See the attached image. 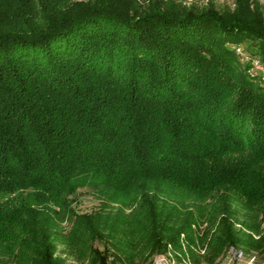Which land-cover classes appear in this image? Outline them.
Returning a JSON list of instances; mask_svg holds the SVG:
<instances>
[{
    "label": "trees",
    "instance_id": "1",
    "mask_svg": "<svg viewBox=\"0 0 264 264\" xmlns=\"http://www.w3.org/2000/svg\"><path fill=\"white\" fill-rule=\"evenodd\" d=\"M245 41L264 48L257 0H0V264H62L66 216L90 264L108 262L95 239L154 256L204 222L209 252L241 244L235 203L264 219V86L231 47ZM84 186L121 210L74 214Z\"/></svg>",
    "mask_w": 264,
    "mask_h": 264
},
{
    "label": "rangeland",
    "instance_id": "2",
    "mask_svg": "<svg viewBox=\"0 0 264 264\" xmlns=\"http://www.w3.org/2000/svg\"><path fill=\"white\" fill-rule=\"evenodd\" d=\"M184 7H197L206 9L214 6L218 10H234L236 0H177ZM264 13V0H257ZM235 50L239 62L244 67H249L254 75L253 60L264 56V48L261 42L245 41L231 46ZM259 84L263 87L261 81ZM70 209L76 215H92L95 213L113 214L121 210L118 205H105L97 192L90 186L80 188L70 197ZM235 227L241 236L242 243L237 247H228L220 255L209 252L200 241L207 234L214 233L217 226L206 222L195 228L194 242L185 241L182 237V248L175 249L170 246L164 254L154 256L140 255L139 253L123 255L117 251L111 242L106 239H95L93 246L102 254L108 255L107 264H264V219L253 213H248L241 204L235 203ZM130 211H127L129 213ZM75 219L64 217L58 219V225L54 230V243L56 245V257L62 264H90L84 258H79L70 244L69 236L74 228ZM257 231H250L249 227H257ZM12 264V263H11ZM99 264V263H98Z\"/></svg>",
    "mask_w": 264,
    "mask_h": 264
},
{
    "label": "built area",
    "instance_id": "3",
    "mask_svg": "<svg viewBox=\"0 0 264 264\" xmlns=\"http://www.w3.org/2000/svg\"><path fill=\"white\" fill-rule=\"evenodd\" d=\"M253 70L258 73V76L264 86V56L253 60Z\"/></svg>",
    "mask_w": 264,
    "mask_h": 264
}]
</instances>
